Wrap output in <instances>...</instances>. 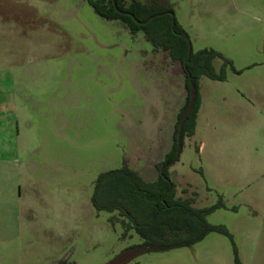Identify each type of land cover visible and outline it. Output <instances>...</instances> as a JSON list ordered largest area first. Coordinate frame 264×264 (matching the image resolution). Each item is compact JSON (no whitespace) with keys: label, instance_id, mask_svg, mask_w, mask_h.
I'll use <instances>...</instances> for the list:
<instances>
[{"label":"rangeland","instance_id":"rangeland-1","mask_svg":"<svg viewBox=\"0 0 264 264\" xmlns=\"http://www.w3.org/2000/svg\"><path fill=\"white\" fill-rule=\"evenodd\" d=\"M170 1L192 49L229 61L200 76L194 133L169 166L227 232L124 264H235L234 248L264 264V0ZM186 93L178 61L89 0H0V264H100L141 242L93 206L95 178L124 163L156 174Z\"/></svg>","mask_w":264,"mask_h":264},{"label":"trees","instance_id":"trees-1","mask_svg":"<svg viewBox=\"0 0 264 264\" xmlns=\"http://www.w3.org/2000/svg\"><path fill=\"white\" fill-rule=\"evenodd\" d=\"M89 1L97 13L118 19L133 34L142 31L155 50L166 51L172 60L178 61L187 92L177 113L171 148L164 159L155 164L156 174L146 178L140 170L126 163L99 172L91 196L93 206L98 211L113 212L110 219L120 221L122 235L130 229L135 230L142 241L130 247L145 245V250L190 245L212 230L227 232L223 225L213 224L207 219L214 205L196 206L192 195L177 194L169 165L179 157L177 140L180 139L182 146L184 136L194 133L201 100L200 76L224 77L228 59L213 48L192 49L188 32L178 21L170 0ZM216 57L222 58L219 70L214 65ZM191 92L192 106L183 116L191 100ZM233 251L234 263L241 264L236 248Z\"/></svg>","mask_w":264,"mask_h":264},{"label":"water","instance_id":"water-1","mask_svg":"<svg viewBox=\"0 0 264 264\" xmlns=\"http://www.w3.org/2000/svg\"><path fill=\"white\" fill-rule=\"evenodd\" d=\"M192 98H193V92H191V100L189 101V103L186 107V110L184 111L183 116H185L187 114L188 110L191 108ZM180 144H181V141H180V139H178L177 140V153L179 151ZM145 249H146L145 245L130 247V248H127V249H124V250L118 252L112 258H110L109 260L102 262L100 264H124V263L128 262L130 259H132L133 257H135L136 255H138L139 253L143 252Z\"/></svg>","mask_w":264,"mask_h":264},{"label":"flooded vegetation","instance_id":"flooded-vegetation-1","mask_svg":"<svg viewBox=\"0 0 264 264\" xmlns=\"http://www.w3.org/2000/svg\"><path fill=\"white\" fill-rule=\"evenodd\" d=\"M145 37V36H144ZM159 50V49H158ZM161 50V49H160ZM172 141H173V137H172ZM171 145H172V142H171V144L169 145V147L167 148V150L165 151V154H166V152L171 148ZM180 146H181V144H180ZM179 149H180V147H179ZM176 153H177V151H176ZM177 154H179V151H178V153ZM164 157H165V155L163 156V158H161V160L160 161H162L163 159H164ZM159 161V162H160ZM170 166V165H169ZM170 171V170H169ZM137 246H139V245H137ZM130 248V245L129 246H127V247H125L124 249H127V248ZM136 247V246H135ZM124 249H122V250H124ZM121 250V251H122ZM120 252V251H119ZM117 254V253H116ZM64 257H61L60 259H58L57 261H55V262H53V263H50V264H69V262H68V258H66V256H67V253H65V255H63Z\"/></svg>","mask_w":264,"mask_h":264},{"label":"crops","instance_id":"crops-1","mask_svg":"<svg viewBox=\"0 0 264 264\" xmlns=\"http://www.w3.org/2000/svg\"><path fill=\"white\" fill-rule=\"evenodd\" d=\"M151 178V177H150Z\"/></svg>","mask_w":264,"mask_h":264}]
</instances>
